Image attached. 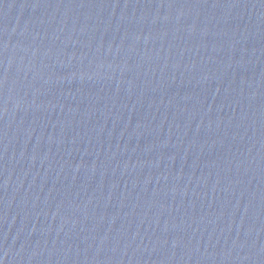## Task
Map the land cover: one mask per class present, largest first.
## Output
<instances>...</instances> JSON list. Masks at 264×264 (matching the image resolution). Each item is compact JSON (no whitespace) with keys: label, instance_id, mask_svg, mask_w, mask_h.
Wrapping results in <instances>:
<instances>
[{"label":"water","instance_id":"obj_1","mask_svg":"<svg viewBox=\"0 0 264 264\" xmlns=\"http://www.w3.org/2000/svg\"><path fill=\"white\" fill-rule=\"evenodd\" d=\"M0 264H264V0H0Z\"/></svg>","mask_w":264,"mask_h":264}]
</instances>
